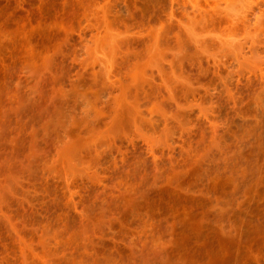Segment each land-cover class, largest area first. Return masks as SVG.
Segmentation results:
<instances>
[{
	"label": "rangeland",
	"instance_id": "374dc122",
	"mask_svg": "<svg viewBox=\"0 0 264 264\" xmlns=\"http://www.w3.org/2000/svg\"><path fill=\"white\" fill-rule=\"evenodd\" d=\"M4 7L0 264H264V0Z\"/></svg>",
	"mask_w": 264,
	"mask_h": 264
},
{
	"label": "bare ground",
	"instance_id": "6f19581e",
	"mask_svg": "<svg viewBox=\"0 0 264 264\" xmlns=\"http://www.w3.org/2000/svg\"><path fill=\"white\" fill-rule=\"evenodd\" d=\"M7 7H4V9H0V11L2 10V13H7V10H5ZM5 12H4V11ZM5 15V14H4ZM4 15L3 14H1V12H0V19L2 18V16L4 17Z\"/></svg>",
	"mask_w": 264,
	"mask_h": 264
}]
</instances>
